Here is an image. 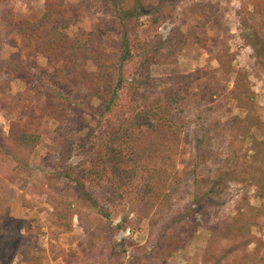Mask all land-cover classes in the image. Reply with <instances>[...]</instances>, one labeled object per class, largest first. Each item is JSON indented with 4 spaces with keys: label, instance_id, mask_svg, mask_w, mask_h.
<instances>
[{
    "label": "rangeland",
    "instance_id": "1",
    "mask_svg": "<svg viewBox=\"0 0 264 264\" xmlns=\"http://www.w3.org/2000/svg\"><path fill=\"white\" fill-rule=\"evenodd\" d=\"M47 1L0 0V264H30L28 254L40 264H264V199L255 184L264 185V0H145L143 16L129 27L135 40L159 46L143 92L185 81L190 94L207 85L219 92L186 107L170 205L143 220L138 192L110 203L103 184L80 173L103 132L101 102L84 98L95 65L84 60L68 70L63 52L49 63L22 47L24 29L39 23ZM63 1L79 17L69 38L113 25L104 0ZM103 46L116 57L121 37L108 34ZM59 99L69 106L63 122L43 114ZM12 124L40 135V145L17 148ZM246 222L247 235L230 233Z\"/></svg>",
    "mask_w": 264,
    "mask_h": 264
},
{
    "label": "trees",
    "instance_id": "2",
    "mask_svg": "<svg viewBox=\"0 0 264 264\" xmlns=\"http://www.w3.org/2000/svg\"><path fill=\"white\" fill-rule=\"evenodd\" d=\"M104 1L114 13L113 25L95 24L89 32L69 38L65 32L71 29L78 15L74 8L64 5L63 0H48L39 23L24 29L22 47L29 55L43 56L49 63L53 62L54 55L63 52L68 56V70L84 60L95 65L97 73L93 80L85 81L87 95L84 98L101 102L98 112L101 111L103 132L98 136L99 142L93 143V148L87 153L89 169L84 168L80 173L85 181L103 184L110 203L123 202L138 192V201L145 207L140 217L143 220L149 218L154 210L170 205L173 194L171 181L178 178L175 160L180 153L184 155L180 133L188 123L184 117L186 107L192 102L201 104L208 97L214 101L219 92L212 85H207L200 93L190 94L187 81L179 83L177 89L143 92L141 86L151 79L150 67L159 46L135 40L129 27H135L143 16L147 9L145 0ZM256 1L262 4V0ZM111 33L121 37V48L116 57L103 48V40ZM3 64L10 72L18 73L14 64ZM54 72L55 77L62 73L60 69H54ZM194 77L201 79L202 73L198 72ZM124 96L128 101L126 106L121 103ZM68 109V102L59 99L58 103L50 102L43 114L53 121L63 122L67 119ZM120 109L123 110L122 121L116 120ZM199 118L202 119L200 115ZM10 137L22 150L33 151L41 142L40 135L24 132L17 124L10 126ZM65 177L74 180L69 172ZM255 184L257 198L264 199L263 183L255 180ZM127 223L125 221L123 228ZM0 224H3L1 217ZM249 226V222L239 224L230 233L247 235ZM66 228L71 230L72 221L67 222ZM218 238L211 237V242H217ZM262 256L264 263V253ZM27 258L30 264H40V259H34L32 254Z\"/></svg>",
    "mask_w": 264,
    "mask_h": 264
},
{
    "label": "built area",
    "instance_id": "3",
    "mask_svg": "<svg viewBox=\"0 0 264 264\" xmlns=\"http://www.w3.org/2000/svg\"><path fill=\"white\" fill-rule=\"evenodd\" d=\"M127 234H129V232Z\"/></svg>",
    "mask_w": 264,
    "mask_h": 264
}]
</instances>
